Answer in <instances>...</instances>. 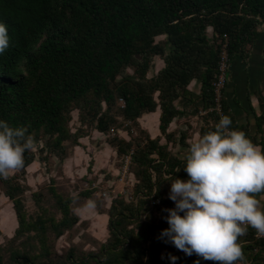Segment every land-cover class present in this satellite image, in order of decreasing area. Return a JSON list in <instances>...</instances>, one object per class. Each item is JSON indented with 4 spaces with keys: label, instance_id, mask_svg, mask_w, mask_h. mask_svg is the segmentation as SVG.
I'll return each mask as SVG.
<instances>
[{
    "label": "trees",
    "instance_id": "trees-1",
    "mask_svg": "<svg viewBox=\"0 0 264 264\" xmlns=\"http://www.w3.org/2000/svg\"><path fill=\"white\" fill-rule=\"evenodd\" d=\"M0 20L11 36L0 55V118L28 126L36 144L42 141L36 151L25 152L22 168L0 178L16 220L0 245V264H173L168 253L179 257L175 264H218L159 238L169 227L164 209L175 207L164 174L188 178L185 159L168 147L174 135L167 130L180 114L175 101H190L187 87L194 80L207 111L199 136L215 130L220 117L211 110L212 84L221 49L226 46L230 63L247 58L264 28V0H0ZM156 58L163 68L148 77ZM262 60L264 71V45ZM156 109L165 144L138 122ZM223 115L230 116L224 91ZM231 119L230 127L244 130ZM92 132L105 137L118 159L130 158L133 199L98 200L95 187L68 196L51 178L30 194L36 210L29 214L25 179L37 154L45 167L48 157L62 164ZM257 144L264 146V138ZM89 199L96 201L98 215L107 216L104 241L86 232L87 221L76 213ZM65 235L67 248L58 253L56 243ZM240 242L246 261L236 264H264V237L255 228L249 226Z\"/></svg>",
    "mask_w": 264,
    "mask_h": 264
},
{
    "label": "clouds",
    "instance_id": "clouds-1",
    "mask_svg": "<svg viewBox=\"0 0 264 264\" xmlns=\"http://www.w3.org/2000/svg\"><path fill=\"white\" fill-rule=\"evenodd\" d=\"M10 46L9 26L0 20V55ZM232 123L229 115H223L215 130L190 144L183 167L187 179L164 174L175 207L164 209L169 227L159 238L189 256L195 253L218 264L246 261L240 237L249 226L264 237V202L257 195L264 194V146L254 143L244 130L230 127ZM35 146L28 126L14 127L0 118V178L22 168L25 152ZM152 180H157L156 174ZM95 207L92 199L84 205L87 210ZM168 258L173 264L179 259L171 253Z\"/></svg>",
    "mask_w": 264,
    "mask_h": 264
},
{
    "label": "rangeland",
    "instance_id": "rangeland-1",
    "mask_svg": "<svg viewBox=\"0 0 264 264\" xmlns=\"http://www.w3.org/2000/svg\"><path fill=\"white\" fill-rule=\"evenodd\" d=\"M210 36V33H208ZM153 71V68L152 70ZM130 72V71H129ZM120 103V102H119ZM72 120L70 127L73 130L77 127V111L72 113ZM80 147H76L70 151L69 157L64 161L65 169L64 175L61 171L62 165L58 160L53 157L49 158V165L44 166L38 158L35 162L28 167L26 175V183L30 187V191L26 194V210L29 214L33 213L36 209L30 198L32 192L38 191L42 186L48 184L51 178L56 179V185L59 190L65 195H76L81 190L92 188L95 186L94 197L98 200L103 199L106 202L112 197L118 195L122 196L127 201L133 199V184L132 176L126 175L120 180L119 167L123 164L124 159H118L114 152L109 149L107 153L101 150V145L105 143V137L96 132H92L90 137L81 139ZM42 141L37 143L33 151L39 149ZM43 156V155H42ZM98 162V167L94 169V163ZM100 162L102 164H100ZM106 162V163H105ZM90 164V170L87 168ZM104 166V167H102ZM97 172L95 174V172ZM99 171V172H98ZM15 174L13 171L10 175ZM67 176V179L66 177ZM105 193L107 197H103ZM76 213L81 221H87L86 232L100 241H104L107 237L106 231V215H98L95 209L87 210L85 208L77 209ZM16 227V220L12 210L11 203L2 195L0 191V245L3 243L4 236L10 237ZM81 233V232H80ZM79 233V234H80ZM75 242H79V238H73ZM67 248V235L61 237L56 243L58 253H61ZM90 250V247H86Z\"/></svg>",
    "mask_w": 264,
    "mask_h": 264
},
{
    "label": "crops",
    "instance_id": "crops-1",
    "mask_svg": "<svg viewBox=\"0 0 264 264\" xmlns=\"http://www.w3.org/2000/svg\"><path fill=\"white\" fill-rule=\"evenodd\" d=\"M208 33H210V30H208ZM263 45L264 28L262 27L258 39L249 49L247 58L244 60L234 58L231 61L224 89V102L234 123L238 127L243 128L256 144L264 138ZM152 68L153 71L149 72L148 77L160 71L163 68V62L156 58ZM200 86L198 80L192 81L187 87L190 101L179 98L174 103L180 114L169 124L167 133L173 134L174 140L168 144V147L172 154L180 160L185 158L190 144L199 136L200 128L205 125L204 118L207 115V111L202 109L203 102L200 99ZM159 117L160 110L156 109L153 113L142 115L138 120L141 129L146 131L151 139L161 137ZM207 122L210 123L209 121ZM181 134H184V139L182 138L184 144L182 145L180 144ZM120 135L126 137L124 132H120ZM160 143H166L163 137H161ZM109 149L114 152L106 143L101 145V150L105 153ZM94 164V169H96L98 162L95 161ZM100 164L102 163L100 162ZM65 166L63 164L61 168L64 175H66L64 172ZM65 177L67 179V176ZM257 195L264 202V194Z\"/></svg>",
    "mask_w": 264,
    "mask_h": 264
},
{
    "label": "built area",
    "instance_id": "built-area-1",
    "mask_svg": "<svg viewBox=\"0 0 264 264\" xmlns=\"http://www.w3.org/2000/svg\"><path fill=\"white\" fill-rule=\"evenodd\" d=\"M226 46L224 45L221 49L220 55H219V61L217 64L216 69V75H215V81L212 84L213 87V101H214V107L211 109L214 111L221 119L222 117V99H223V91L226 86L227 78H228V72L230 68V59L228 57ZM123 105V102L120 101ZM129 163L130 158L125 157L123 164L119 167L120 171V180H122V177L129 174ZM95 186L92 184V188ZM103 197H107L105 193H102ZM132 200V199H131Z\"/></svg>",
    "mask_w": 264,
    "mask_h": 264
}]
</instances>
